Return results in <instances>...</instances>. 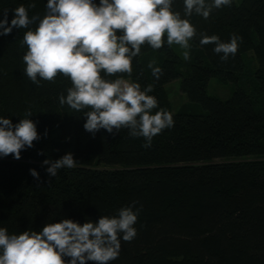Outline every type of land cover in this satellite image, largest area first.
<instances>
[{
	"label": "trees",
	"instance_id": "obj_1",
	"mask_svg": "<svg viewBox=\"0 0 264 264\" xmlns=\"http://www.w3.org/2000/svg\"><path fill=\"white\" fill-rule=\"evenodd\" d=\"M32 3L35 8L28 7ZM20 5L30 17L46 14L47 0H0V19L8 9L10 24ZM184 7V0H173L182 18ZM188 19L198 34L189 41L194 55L185 73L165 37L160 49L141 46L131 74L105 77L138 82L141 90L152 84L149 95L158 101L152 114L161 108L173 114L174 126L148 148L143 137H129L124 128L115 136L101 129L93 137L84 128L86 117L59 103L70 78L58 74L37 86L25 74L28 29L0 35V117L15 124L31 111L28 118L41 136L22 149L21 159L0 156V227L19 234L64 218L83 224L136 202L137 235L121 241L118 258L109 264H264V0H231L208 19L195 13ZM199 33L222 42L233 34L243 39L236 55L222 61L214 44H200ZM250 59L255 68L247 78ZM153 60L162 69L159 79L148 67ZM177 77L188 101L204 113L172 109L164 85ZM211 78L234 83L231 95H209ZM69 151L77 166L50 178L42 162ZM30 169L43 184L37 185Z\"/></svg>",
	"mask_w": 264,
	"mask_h": 264
},
{
	"label": "clouds",
	"instance_id": "obj_2",
	"mask_svg": "<svg viewBox=\"0 0 264 264\" xmlns=\"http://www.w3.org/2000/svg\"><path fill=\"white\" fill-rule=\"evenodd\" d=\"M172 3L100 0L97 5L93 0H47L43 18L30 17L26 7L20 5L13 9L10 24L9 10H3L0 35L10 34L13 28L28 29L23 35L28 49L23 56L25 74L37 86L41 80L54 82L58 74L70 78L72 86L67 88V95L60 93L59 103L86 117L84 128L93 137L101 129L115 136L124 128L129 137H143V146L148 148L156 135L174 126L173 114L163 108L152 114L158 107L156 97L149 95L152 84L141 90L138 82L105 77L131 74L133 58L140 54L141 46L147 43L152 49H160L165 37L169 46L184 49L182 57L189 60V41L198 33L188 17L195 13L208 19L214 9L230 6L231 0H184L185 18L173 11ZM28 7L35 8L36 4ZM199 36L201 45H215L213 51L222 54V61L236 55L243 39L235 34L229 42H222L217 35ZM155 65L153 60L148 67L159 79L162 69ZM32 115L26 112L25 118L15 124L11 118L0 117V156L12 154L14 159H21L22 149L34 147V141L41 139L36 123L28 118ZM42 166H48L51 178L62 168H75L77 160L69 151L59 159H45ZM30 174L37 185L43 184L36 169H30ZM135 203L121 207L115 215L83 224L64 218L47 223L42 230L29 228L19 234H9L7 228L0 227V264H109L118 258L121 241L131 242L137 235L134 225L139 209L134 210Z\"/></svg>",
	"mask_w": 264,
	"mask_h": 264
},
{
	"label": "rangeland",
	"instance_id": "obj_3",
	"mask_svg": "<svg viewBox=\"0 0 264 264\" xmlns=\"http://www.w3.org/2000/svg\"><path fill=\"white\" fill-rule=\"evenodd\" d=\"M234 1L238 4L241 0H234ZM172 48L177 53V55L179 56L182 62L180 71L182 73H185V71L188 69L189 61L194 55V51L192 50L191 45H190V59L187 61H185L182 57V52L184 51V49H182L179 45H175V44L172 45ZM245 55L250 56L251 53ZM254 68H255V62L252 59H250L249 65L247 66L248 72L245 74L247 78L250 77L251 71H253ZM180 79L181 77H177L164 85L168 98L171 102L172 109L174 111H177L179 108L183 107V109L189 112L204 113L205 110L201 107L200 104L192 103L188 101L186 95L180 90V86H179ZM234 88H235V84L232 82H221L216 78H211L207 83L206 92L209 95L216 96L220 99H226L231 95Z\"/></svg>",
	"mask_w": 264,
	"mask_h": 264
}]
</instances>
